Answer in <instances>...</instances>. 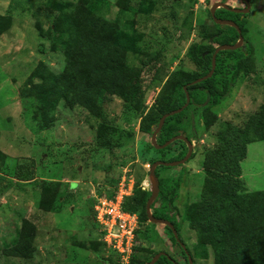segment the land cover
Masks as SVG:
<instances>
[{
    "label": "rangeland",
    "instance_id": "374dc122",
    "mask_svg": "<svg viewBox=\"0 0 264 264\" xmlns=\"http://www.w3.org/2000/svg\"><path fill=\"white\" fill-rule=\"evenodd\" d=\"M154 1L146 13L137 10L138 1L126 8L120 0H0V264H122L100 240L91 196L92 191L108 193L122 167L131 168L139 184L148 176L153 153L145 162L139 159L149 141L140 131L139 113L111 95L101 118L63 100L50 113V97L37 91L40 80L32 79L30 91L28 79L36 70L56 74L64 69L54 20L58 7L75 10L81 4L83 14L113 23L136 45L125 55L128 75H139L144 105L150 108L171 72L197 69L193 45L207 44L215 32L209 9L216 0ZM220 1L243 6L238 0ZM249 1L241 48H251L252 71L237 76L210 115L203 116L196 105L186 112L192 157L158 174L159 179H176L178 194L172 206L193 264L215 262L211 247L197 237L189 208L217 196L264 190V140L246 145L238 177L203 167L212 150L223 148L218 142L223 124L250 135L257 126L264 129V0ZM179 152L177 146L166 157ZM20 166L19 175L30 181L14 176ZM42 181L54 182V192L42 193ZM19 241L31 246L29 257L11 253ZM137 246L135 260L164 251L186 264L180 246L161 224L143 222Z\"/></svg>",
    "mask_w": 264,
    "mask_h": 264
},
{
    "label": "trees",
    "instance_id": "16d2710c",
    "mask_svg": "<svg viewBox=\"0 0 264 264\" xmlns=\"http://www.w3.org/2000/svg\"><path fill=\"white\" fill-rule=\"evenodd\" d=\"M120 1L126 8H130L133 1H138L137 10L146 13L151 12L156 4L154 0ZM80 6L75 10H69L70 6L58 7L59 13L54 20L55 45L64 55V69L56 74L47 69L36 70L28 79V88L31 91L32 79L40 80L37 91L50 97V113L53 112L54 106L63 100L68 106H81L100 118L103 116V104L106 97L110 95L119 97L125 107L139 113L140 131L149 137L144 151L139 152V159L142 162H145L146 156L150 153H153V157L149 159L150 165L157 160H178L187 153V145L182 140H175L162 149H156L150 141V136L157 127L160 117L184 104V86L189 92L191 101L180 113L165 119L156 135L157 144H163L179 131H183L185 135L184 116L190 108L196 105L201 109L203 116L210 115L211 109L224 99L237 76L240 73L246 74L252 71L250 61L252 51L249 46L236 50H222L216 54L212 76L199 83L191 84L192 81L209 72L212 53L218 45L234 44L238 39L235 28L215 24L217 31L208 38L207 44L193 45L192 60L197 69L192 72L183 70L171 72L161 86L152 106L146 109L139 75L129 77V66L125 59L128 52L136 49V45L127 32L116 28L113 23L95 20L87 16L85 11L83 14L82 6ZM215 16L234 21L242 33L245 19L240 18L238 14L219 8ZM2 19L3 17L0 16V20ZM251 134L246 129L223 124L218 137V142L223 148L212 150L203 161V167L215 169L219 173H227L230 176H240L239 163L246 156V145L264 140L263 128L257 126L255 132ZM177 146L180 147V152L166 157V154L173 152ZM130 158L136 159L133 154ZM219 162L224 163L223 166ZM21 168L20 166L15 169L14 176L19 180L30 181V178L19 175L18 171ZM166 168L169 167L158 166L155 170L156 175L158 176L161 169ZM115 181L116 178H113L110 183ZM39 184L42 193L49 191L53 193L56 188L54 182L42 181ZM177 194L175 178L159 179V192L151 204V212L156 218L170 221L181 240L179 224L172 206ZM149 196L150 191L142 189L141 182L139 184L135 181L132 196L124 202L125 209L138 214L140 225L148 221L145 205ZM50 197L53 199V194H50ZM48 205L51 207L52 202ZM188 211L193 225L198 228L199 241L211 247L215 264H264V190L238 191L230 195L217 196L199 205H192ZM163 227L171 240L176 243L172 231L167 226L163 225ZM137 249L139 246H135L134 250ZM30 251L31 246L23 241L21 243L19 241L11 248V253L18 257H29ZM188 253L191 256L189 251ZM154 255L139 261L134 259L133 254L127 264H146ZM182 256L188 264L184 252ZM155 264H173V262L166 256H160Z\"/></svg>",
    "mask_w": 264,
    "mask_h": 264
},
{
    "label": "built area",
    "instance_id": "2783aa9c",
    "mask_svg": "<svg viewBox=\"0 0 264 264\" xmlns=\"http://www.w3.org/2000/svg\"><path fill=\"white\" fill-rule=\"evenodd\" d=\"M148 177L141 182L142 189H149ZM135 177L131 168L122 167L109 192L92 191L93 218L101 242L114 253L122 264H127L138 245L140 222L138 214L124 208V202L132 196Z\"/></svg>",
    "mask_w": 264,
    "mask_h": 264
},
{
    "label": "water",
    "instance_id": "95a60500",
    "mask_svg": "<svg viewBox=\"0 0 264 264\" xmlns=\"http://www.w3.org/2000/svg\"><path fill=\"white\" fill-rule=\"evenodd\" d=\"M243 1L246 3V7L244 9L229 7L227 4L222 3V2H215L210 7V15L212 17L213 22L215 24L228 25V26L235 28L237 33H238V40L234 44L218 45L215 48L214 52L212 53L211 68H210L209 72L206 75L192 81L191 84L199 83V82L206 80L212 76L213 71L215 69L216 54L219 51L236 50V49H239L243 46L244 38H243V35L241 33V29L239 28V26L232 20L219 19L215 16V10L218 7L223 8L225 10H229V11L234 12V13L245 14V13L249 12L250 5H249L248 0H243ZM183 89L185 92L184 104L180 108L172 110L170 112H167L160 117L159 122L157 124V127L154 129V131L152 132V134L150 136V141H151V144L156 149H162V148H165L166 146H168L170 143H172L175 140H182L187 145V153L185 154V156L183 158L178 159V160H173V161L157 160L150 165L149 170H148V176H147L148 181H149V185H150V189H149L150 196H149V198L146 202V205H145V212H146V216H147V219L149 222L154 223V224H161V225L167 226L172 231V234H173L176 242L179 244L180 248L183 250V252L185 253V255L187 257L188 264H193V260L190 256V254L188 253L186 246L179 239L177 230L175 229L174 225L168 220L154 217L152 212H151V204L153 203L154 199L157 197L158 192H159V178L155 173L156 168L160 165L167 166V167L181 166L182 164L186 163L191 158V155L193 152L192 151L193 150L192 143L184 135L183 131H179V133L177 135L171 137L169 140H167L163 144H157V142H156V135L160 131V129L162 128L165 119L169 116L180 113L190 103L191 99H190L189 92H188L186 86H184ZM160 256H166L168 259L172 260L171 257L168 256L164 251H159L146 264H155V262L159 259ZM173 264H178V263L173 261Z\"/></svg>",
    "mask_w": 264,
    "mask_h": 264
},
{
    "label": "flooded vegetation",
    "instance_id": "af4514ba",
    "mask_svg": "<svg viewBox=\"0 0 264 264\" xmlns=\"http://www.w3.org/2000/svg\"><path fill=\"white\" fill-rule=\"evenodd\" d=\"M240 3H242L243 4V6H241V7H234V6H229L228 4V6L229 7H234V8H240V9H244L245 7H246V3L243 1V0H238ZM216 2H221L220 0H216ZM248 2H249V5H250V7H251V4H250V1L248 0ZM215 3V2H214ZM222 3H224V2H222ZM226 4V3H225ZM212 6V5H211ZM220 7H218L216 10H215V13H216V11L219 9ZM209 12H210V9H209ZM249 12H250V9H249ZM236 14H238L239 15V17L240 18H245L246 17V15L248 14V12L247 13H245V14H241V13H236ZM210 17H211V15H210ZM211 19H212V17H211ZM220 19V18H219ZM213 21V20H212ZM214 23V22H213ZM215 24V23H214ZM215 33H216V31H217V28L215 27ZM238 40V39H237ZM237 42V41H236ZM185 156V155H184ZM179 245V244H178ZM181 251L183 252V250L181 249ZM166 253V252H165ZM167 254V253H166ZM168 256H170L169 254H167ZM171 257V256H170ZM171 261L173 262V261H175L172 257H171ZM175 262H177V261H175ZM178 263V262H177ZM179 264V263H178Z\"/></svg>",
    "mask_w": 264,
    "mask_h": 264
}]
</instances>
